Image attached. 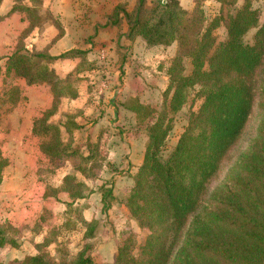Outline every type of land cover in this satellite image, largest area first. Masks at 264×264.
I'll return each mask as SVG.
<instances>
[{
    "label": "rangeland",
    "instance_id": "374dc122",
    "mask_svg": "<svg viewBox=\"0 0 264 264\" xmlns=\"http://www.w3.org/2000/svg\"><path fill=\"white\" fill-rule=\"evenodd\" d=\"M32 1L2 0L0 5V162L6 165L0 185V224L6 230V243L0 261L20 264L26 255L43 250L57 262H70L89 245L96 264H117L119 247L131 239L127 255L143 264L141 246L155 226L135 216L131 198L148 143V126L165 112L167 70L179 54V45L149 48L142 37L130 36L127 18L123 13L116 16L114 7L121 4L132 11L137 0ZM152 1L147 0L148 7ZM178 1L189 11L201 7L209 19L222 7L218 0ZM235 1L240 6L244 0ZM22 4L32 11L7 15ZM253 6L260 11V25L264 0ZM232 7L225 4L223 12L233 11ZM256 30L247 34V42H254ZM215 36L218 42L226 39L224 25ZM17 44L54 56L71 49L86 53L83 58L60 57L52 65L56 76L69 77L78 93L75 98L61 97L56 113L49 117L61 128L66 153L60 159L42 151L43 137L35 131L52 108L51 86L29 85L23 78L3 81L5 57ZM190 70L187 59L186 73ZM200 104L201 99L193 106L190 101L173 116L163 159ZM138 105L152 109L155 118L138 117L132 110ZM256 125L254 120L248 128L247 141ZM71 188L84 196L72 199Z\"/></svg>",
    "mask_w": 264,
    "mask_h": 264
},
{
    "label": "trees",
    "instance_id": "16d2710c",
    "mask_svg": "<svg viewBox=\"0 0 264 264\" xmlns=\"http://www.w3.org/2000/svg\"><path fill=\"white\" fill-rule=\"evenodd\" d=\"M218 1L222 7L235 8L225 14L221 7L219 15L209 19L201 7L189 11L178 0H153L151 7L147 0H137L132 11L121 4L114 7L116 16L123 13L127 18L130 36L142 37L149 48L179 45V54L167 70L165 112L148 126V143L131 198L135 216L155 226L141 246L143 264H264V21L259 25L260 11L253 6L259 0H244L240 6L235 0ZM17 10L29 12L32 7L16 5L10 13ZM221 25L227 37L218 42L215 30ZM254 28V42L249 43L245 38ZM85 54L71 49L54 56L17 44L1 70L4 82L23 78L29 85L51 86L52 108L41 119V129H34L43 137L42 151L54 159L66 150L60 126L50 123L49 117L56 113L61 97L75 98L78 93L69 77L56 76L52 65L60 57ZM15 98L14 103L19 100ZM199 99L201 104L191 112L176 146L163 159L171 119ZM132 110L143 119L155 118L146 106ZM254 120L255 134L247 141ZM4 166L0 162V185ZM83 196L70 189L72 199ZM89 232L88 228L86 237ZM5 235L0 224V251ZM130 241L119 247L117 264L139 262L127 255ZM89 248L85 246L70 262H57L41 250L26 255L20 264H96Z\"/></svg>",
    "mask_w": 264,
    "mask_h": 264
},
{
    "label": "crops",
    "instance_id": "0c3cea01",
    "mask_svg": "<svg viewBox=\"0 0 264 264\" xmlns=\"http://www.w3.org/2000/svg\"><path fill=\"white\" fill-rule=\"evenodd\" d=\"M10 12V11H9ZM13 15L14 14V12H12V13H10V14H7V15ZM23 29V28H22ZM22 31V30H21ZM12 52H10L9 54H11ZM2 71H4V68L2 69Z\"/></svg>",
    "mask_w": 264,
    "mask_h": 264
},
{
    "label": "built area",
    "instance_id": "2783aa9c",
    "mask_svg": "<svg viewBox=\"0 0 264 264\" xmlns=\"http://www.w3.org/2000/svg\"><path fill=\"white\" fill-rule=\"evenodd\" d=\"M103 86H105V83L103 84Z\"/></svg>",
    "mask_w": 264,
    "mask_h": 264
}]
</instances>
